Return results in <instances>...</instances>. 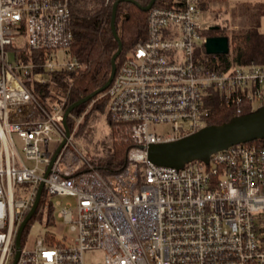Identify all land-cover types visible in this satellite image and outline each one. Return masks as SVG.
I'll use <instances>...</instances> for the list:
<instances>
[{"label":"built area","instance_id":"built-area-1","mask_svg":"<svg viewBox=\"0 0 264 264\" xmlns=\"http://www.w3.org/2000/svg\"><path fill=\"white\" fill-rule=\"evenodd\" d=\"M199 2L156 0L147 38L117 67L107 113L135 147L106 178L76 143L83 116L68 137L63 106L49 107L34 88L80 66L69 1L0 0V264L13 263L42 181L36 212L53 203L72 235L22 245L15 264H85L87 251L101 249L97 264H264V138L179 168L151 162L142 148L208 125L214 93L237 115L264 104V64L231 59L222 69L208 58Z\"/></svg>","mask_w":264,"mask_h":264},{"label":"trees","instance_id":"trees-1","mask_svg":"<svg viewBox=\"0 0 264 264\" xmlns=\"http://www.w3.org/2000/svg\"><path fill=\"white\" fill-rule=\"evenodd\" d=\"M74 32V41L71 47L72 54L79 61L80 66L74 69L56 70L52 73V81L46 85H35L34 88L42 95L49 107L62 105L64 110L73 102L87 96L102 86L109 78L112 69V56L118 50V42L112 31L113 5L117 0H68ZM121 1L116 12V28L123 43V49L117 58V67L128 57L136 45L147 38L148 15L142 6L151 0ZM207 0H200V11L207 7ZM219 25V24H218ZM204 33L208 36L227 35L230 38L231 51L227 54H207L208 58L220 63L226 69L230 60L240 64H264V32L249 29L246 32H232L229 34L226 26L218 28L207 27ZM33 55H37L33 53ZM109 104L108 95L102 92L93 99L76 107L68 118L71 130L75 129L77 118L82 117L75 131L80 140L91 141L95 135V123L105 118L112 132L117 128L111 116L107 113ZM209 124L221 123L236 116L233 105L222 101L217 94L209 98ZM245 112L253 108L249 105ZM105 115V116H104ZM109 137L112 138L110 135ZM109 138L106 153L95 152L91 161L95 168L106 178H109L125 169L129 163V156L135 144L130 142L117 143ZM46 192L40 202L44 208ZM43 210V209H42ZM41 212L40 214H42ZM37 213H34V215ZM32 216V218L34 217ZM29 220V222L32 220ZM46 221L57 226L59 219L56 216L53 203L47 209ZM28 222V223H29ZM28 226V224H27ZM22 234V245L24 235ZM54 232H47L51 236Z\"/></svg>","mask_w":264,"mask_h":264},{"label":"water","instance_id":"water-1","mask_svg":"<svg viewBox=\"0 0 264 264\" xmlns=\"http://www.w3.org/2000/svg\"><path fill=\"white\" fill-rule=\"evenodd\" d=\"M121 1H131L137 3L136 0H117L113 5L111 23L112 31L119 46L118 50L115 51L114 55L112 56V69L110 76L108 80L98 89L73 102L66 108L63 121L68 137L71 132L70 126L68 124V118L73 110L82 103L93 99L96 95L105 92L110 86L112 79H114L117 70V58L123 49V43L115 24L117 7ZM155 2L156 0H151L147 5L142 6L141 9L149 11ZM218 27L219 25L210 26V28ZM205 48L208 54H227L231 51L230 38L227 35L219 34L215 36H208L205 42ZM262 138H264V104L251 110L250 112L233 116L227 121L208 124L198 131L182 138L166 142L150 143L147 146L143 145L142 148L147 150V157L151 162L161 166L179 168L187 163L197 160L209 162L211 155L217 151L224 150L232 145H237L238 143H244L248 141L251 142L252 140ZM65 142L66 138L56 149L45 176L49 174L52 164ZM44 184L45 182L42 181L38 188L37 196L32 207L26 214L22 223H20L21 225L17 232L15 241L16 253L12 264H15L20 256V251L22 249V234L40 203Z\"/></svg>","mask_w":264,"mask_h":264},{"label":"rangeland","instance_id":"rangeland-1","mask_svg":"<svg viewBox=\"0 0 264 264\" xmlns=\"http://www.w3.org/2000/svg\"><path fill=\"white\" fill-rule=\"evenodd\" d=\"M207 3L205 10L203 9L200 12V21L204 27L219 24L223 27L226 26L229 34H232V32H246L249 29H257L264 32V0H207ZM95 126V135L91 141L76 138V143L90 161L95 152L106 153L108 144L105 142H109L110 135L112 136V141L114 140L117 143L130 142V139L125 135L126 132L123 130L114 128L115 131L112 132V128L108 126L104 117L99 119ZM158 129L162 131L165 128L161 125ZM29 164H32V162H29ZM91 165H93L92 161ZM93 166L95 167V165ZM52 199L60 200L62 205L68 201H75V198L69 195H55ZM41 212L43 213L40 214ZM36 213L26 228L23 241L24 248H34L37 240L45 237L47 232H54L56 239L60 241H64L65 236L69 237L72 235L70 227L64 224L62 220L57 222V226L48 223L46 221V209L41 211L39 209ZM104 256L102 249L87 251L84 261L85 264H97L104 260Z\"/></svg>","mask_w":264,"mask_h":264}]
</instances>
